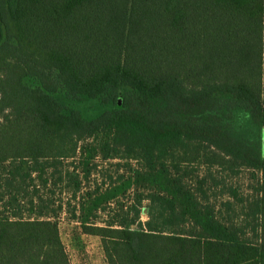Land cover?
Returning a JSON list of instances; mask_svg holds the SVG:
<instances>
[{
	"label": "trees",
	"instance_id": "16d2710c",
	"mask_svg": "<svg viewBox=\"0 0 264 264\" xmlns=\"http://www.w3.org/2000/svg\"><path fill=\"white\" fill-rule=\"evenodd\" d=\"M263 128L264 0H0V264H264Z\"/></svg>",
	"mask_w": 264,
	"mask_h": 264
},
{
	"label": "rangeland",
	"instance_id": "374dc122",
	"mask_svg": "<svg viewBox=\"0 0 264 264\" xmlns=\"http://www.w3.org/2000/svg\"><path fill=\"white\" fill-rule=\"evenodd\" d=\"M25 84L32 88H36L40 86L39 81L35 78L29 77L24 80ZM56 98L59 100L68 102L65 98V92L63 90L59 91L57 95H55ZM76 108L80 109L83 115L87 116L89 113H92L91 106L80 103L75 105ZM247 122L244 119H239L237 121V126H242V129H246ZM262 141H263V155H264V128L262 132ZM100 162V161H99ZM99 169L104 167H109V163H99ZM214 173H217V169L213 171ZM94 176L92 180H98L100 182L101 175ZM221 176L225 177L226 184L228 186H234L240 188V191L243 195H248L250 193V187L251 183L254 184V182L250 181V172L243 170L241 174L238 177L229 178L226 174H221ZM55 196L52 197L53 201L58 205L59 203H64V206H66V203L68 202L67 196H60L59 189H55ZM230 200V197L228 194H225L223 198H220L221 200ZM147 216H142V221H146ZM58 221L60 223V231L62 240L64 242L66 251L69 256V260L71 264H107L104 253L101 247L100 239L93 236H85L81 235L80 232L76 229V226L74 223L71 222V217L68 213H61V215L58 218Z\"/></svg>",
	"mask_w": 264,
	"mask_h": 264
}]
</instances>
